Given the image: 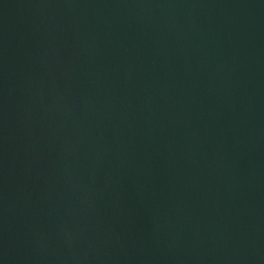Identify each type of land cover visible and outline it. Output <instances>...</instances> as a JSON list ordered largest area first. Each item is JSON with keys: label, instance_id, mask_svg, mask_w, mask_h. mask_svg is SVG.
<instances>
[{"label": "water", "instance_id": "water-1", "mask_svg": "<svg viewBox=\"0 0 264 264\" xmlns=\"http://www.w3.org/2000/svg\"><path fill=\"white\" fill-rule=\"evenodd\" d=\"M0 264H264V0H0Z\"/></svg>", "mask_w": 264, "mask_h": 264}]
</instances>
